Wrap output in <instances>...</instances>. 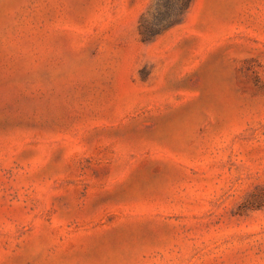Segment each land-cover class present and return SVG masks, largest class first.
<instances>
[{
	"label": "rangeland",
	"instance_id": "obj_1",
	"mask_svg": "<svg viewBox=\"0 0 264 264\" xmlns=\"http://www.w3.org/2000/svg\"><path fill=\"white\" fill-rule=\"evenodd\" d=\"M152 3L0 0V264H264V0Z\"/></svg>",
	"mask_w": 264,
	"mask_h": 264
},
{
	"label": "trees",
	"instance_id": "obj_2",
	"mask_svg": "<svg viewBox=\"0 0 264 264\" xmlns=\"http://www.w3.org/2000/svg\"><path fill=\"white\" fill-rule=\"evenodd\" d=\"M167 5H161V0H153L139 20L138 32L143 40H150L175 26L190 7L192 0H167ZM155 6V7H154ZM151 19V28L146 24Z\"/></svg>",
	"mask_w": 264,
	"mask_h": 264
}]
</instances>
